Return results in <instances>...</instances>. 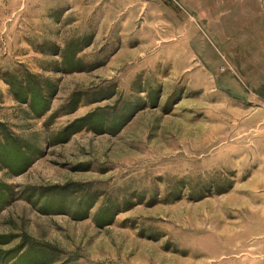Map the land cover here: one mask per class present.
<instances>
[{"label": "rangeland", "instance_id": "obj_1", "mask_svg": "<svg viewBox=\"0 0 264 264\" xmlns=\"http://www.w3.org/2000/svg\"><path fill=\"white\" fill-rule=\"evenodd\" d=\"M198 260L264 264V0H0V264Z\"/></svg>", "mask_w": 264, "mask_h": 264}, {"label": "bare ground", "instance_id": "obj_2", "mask_svg": "<svg viewBox=\"0 0 264 264\" xmlns=\"http://www.w3.org/2000/svg\"><path fill=\"white\" fill-rule=\"evenodd\" d=\"M213 135H214L213 133H212L210 136L207 135V139H208V138L211 139V138L213 137ZM218 138H222V137H219V136H218ZM215 140H216V138H215ZM217 238H218V237H217ZM193 245H194V244H193ZM218 245H219V244H218ZM225 247H226V246H225ZM237 250H238V249H237ZM239 250H240V249H239ZM230 251H231V250H230ZM233 251H234V250H233ZM206 253H207V252H206ZM206 253H205V254H206ZM199 254H200V255H203V253H201V252H200ZM219 254H221V253H219ZM231 254H232V253H231ZM196 255H198V254L190 253V256H191V257H195ZM209 256H213V255L209 253ZM228 258H229V257H228ZM228 258L226 257V259H228ZM198 261H199V262H198ZM198 261H195L196 263H195V262H194V263H195V264H200V263H202V260H201V261L198 260Z\"/></svg>", "mask_w": 264, "mask_h": 264}]
</instances>
